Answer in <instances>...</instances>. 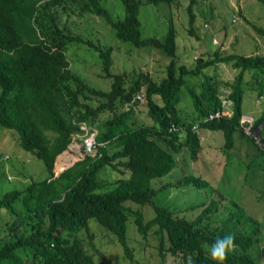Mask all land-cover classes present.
Here are the masks:
<instances>
[{
  "label": "trees",
  "instance_id": "trees-1",
  "mask_svg": "<svg viewBox=\"0 0 264 264\" xmlns=\"http://www.w3.org/2000/svg\"><path fill=\"white\" fill-rule=\"evenodd\" d=\"M180 1L122 0L125 17L115 20L102 0H0V127L44 167L41 180L0 199V215L6 216L0 226V264H98L79 239L81 233L94 239L92 219L117 237L130 261L132 220L144 237L155 229L163 262L172 256L180 264H216L209 249L218 238L233 234L235 248L224 264H261L264 234L259 222L220 191L213 189L208 202L187 210L154 205L155 197L170 188H210L196 175L154 186L155 180L179 166L178 156L184 150L191 160L199 159L205 149L201 130L222 132L228 153L237 134L257 144L241 125L243 104L247 91L264 99V55L216 52L215 58H201L191 68L178 62L174 27L163 39L143 37V4L173 6ZM198 1L191 0V13ZM95 17L103 19L123 43L164 51L171 58L166 76L156 81L140 74L128 81L126 75L112 73V48L96 46L72 31L79 20ZM257 30L264 34V29ZM74 44L99 53L105 77L112 80L109 91L94 89L72 73L67 52ZM219 63L232 64V81H215L205 74ZM202 76L199 86L191 82ZM184 88L193 102L189 113L181 105ZM223 88L231 91L227 100L232 113L209 120L211 114L226 113L220 97ZM141 94L143 99L137 100ZM143 100L152 125L135 118V107ZM82 124L97 129L98 143L105 144L96 156L86 152ZM258 128L263 140L264 110L255 119L253 130ZM260 152L264 156V147ZM109 167L116 173L110 183L102 178ZM129 202L153 206L155 216L147 221L142 209ZM216 215L220 224L215 227Z\"/></svg>",
  "mask_w": 264,
  "mask_h": 264
},
{
  "label": "rangeland",
  "instance_id": "rangeland-1",
  "mask_svg": "<svg viewBox=\"0 0 264 264\" xmlns=\"http://www.w3.org/2000/svg\"><path fill=\"white\" fill-rule=\"evenodd\" d=\"M102 2L115 20L124 19L125 7L122 0ZM190 2L191 0H181L173 6L159 7L143 4L140 10L143 37L163 39L170 28L174 27L177 32L178 62L191 68L196 67L201 58L211 59L216 52L239 56L264 55V34L257 30L264 29V4L258 0H199L191 13ZM72 31L80 33L96 46L111 47L112 73L124 74L128 81L140 74L148 75L156 81H161L166 76L171 58L164 51L153 47L138 49L119 41L114 30L105 25L103 19L95 17L91 20H79ZM67 55L72 73L81 77L90 87L102 91L111 89L112 80L105 77L102 59L95 49L85 44H74L70 46ZM205 74L214 76L215 81L228 82L234 79L235 70L232 64L219 63L207 69ZM192 81L199 86L203 76ZM182 93V108L189 113L193 110V102L187 89L184 88ZM230 94V90L223 88L220 97L224 101L225 110L232 113V103L227 100ZM156 99L160 101L159 97ZM93 104L98 105L99 102L94 101ZM243 110L246 115L256 119L264 110V99H258L255 93L247 91ZM135 118L140 124H154L148 115L145 100L135 107ZM4 132L7 130L0 127V199L6 193L44 177L42 162L23 150L15 137ZM248 133L257 139V144L252 140L242 139L237 134L235 146L228 153L223 148L225 138L222 132L201 130L205 149L199 159L191 160L184 150L178 156L179 166L169 176L155 180L154 186L176 183L185 176L196 175L206 180L210 188H170L155 197L154 205L178 211L187 210L208 202L215 189L238 202L248 215L259 222L264 234V156L260 152V148L264 147V139H261V128ZM255 161L256 164L252 166ZM115 175L109 167L102 178L110 183L114 181ZM129 204L142 209L147 221L155 216L153 206H140L132 202ZM220 215H225V209L220 210ZM5 217L0 215V226L5 224ZM131 222L132 220L128 224V243L132 250V261L127 258L117 237L94 219L89 223L94 239H90L86 233H81L79 239L85 249L94 255L98 264H180L172 256H168L165 262L162 261L158 252L159 237L155 234V229L144 237ZM219 224L220 219L216 215L213 226ZM261 264H264V259Z\"/></svg>",
  "mask_w": 264,
  "mask_h": 264
},
{
  "label": "built area",
  "instance_id": "built-area-1",
  "mask_svg": "<svg viewBox=\"0 0 264 264\" xmlns=\"http://www.w3.org/2000/svg\"><path fill=\"white\" fill-rule=\"evenodd\" d=\"M234 21H236V19H234ZM143 97H144V95L141 94V95L137 96V100H142ZM224 108H225V105H224ZM229 113H230V111L229 112L226 111V113L225 112H216L215 114H211L209 116V120L220 119L225 114H229ZM254 123H255V119L251 115H244L241 119V125L248 135H250V133H248V132H251L253 130ZM194 129L196 130L197 127H195ZM81 130L87 134L86 138L84 139V145H85V149H86L87 154L89 156H96L97 149L99 147H105L104 143H102V144L98 143V140H97L98 134H99L98 130L89 127L87 124H82ZM100 157H101V155H100Z\"/></svg>",
  "mask_w": 264,
  "mask_h": 264
},
{
  "label": "clouds",
  "instance_id": "clouds-1",
  "mask_svg": "<svg viewBox=\"0 0 264 264\" xmlns=\"http://www.w3.org/2000/svg\"><path fill=\"white\" fill-rule=\"evenodd\" d=\"M234 240V235L228 234L224 237L218 238L211 246L209 249L210 256L216 264H224L228 254L235 248Z\"/></svg>",
  "mask_w": 264,
  "mask_h": 264
}]
</instances>
